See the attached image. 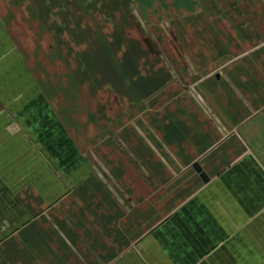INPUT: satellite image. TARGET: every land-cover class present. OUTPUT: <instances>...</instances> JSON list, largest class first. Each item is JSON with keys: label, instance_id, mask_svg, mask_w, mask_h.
Returning a JSON list of instances; mask_svg holds the SVG:
<instances>
[{"label": "crops", "instance_id": "0c3cea01", "mask_svg": "<svg viewBox=\"0 0 264 264\" xmlns=\"http://www.w3.org/2000/svg\"><path fill=\"white\" fill-rule=\"evenodd\" d=\"M0 264H264V0H0Z\"/></svg>", "mask_w": 264, "mask_h": 264}, {"label": "rangeland", "instance_id": "374dc122", "mask_svg": "<svg viewBox=\"0 0 264 264\" xmlns=\"http://www.w3.org/2000/svg\"><path fill=\"white\" fill-rule=\"evenodd\" d=\"M97 63V66H101L102 65H99L100 61H96ZM97 72H100L102 71V69H99L97 68L96 69ZM96 72V73H97ZM65 80L68 81V85L69 87H71L72 84H78L80 86V90H84L87 92V89H86V85H90V87L92 88L93 86V96H95V109L98 107V104H102L103 100V92H104V89H108V84L107 81H109V79L111 80H114L116 79V77L114 76H102L100 74H96L94 76H78V77H64ZM72 79L74 80L73 83H72ZM118 79V77H117ZM115 81V80H114ZM50 83V81H49ZM107 102V101H106ZM111 106H110V109L109 107H106V112L110 114V119H119V115H120V111H121V107L119 105V99H114L111 97ZM108 105V103H107ZM97 110V109H96ZM100 115V117H98L97 119L101 118L103 119L101 116H102V113H97Z\"/></svg>", "mask_w": 264, "mask_h": 264}, {"label": "water", "instance_id": "95a60500", "mask_svg": "<svg viewBox=\"0 0 264 264\" xmlns=\"http://www.w3.org/2000/svg\"><path fill=\"white\" fill-rule=\"evenodd\" d=\"M194 166H195V168H196L197 170H200V169H201L200 166H199L197 163H195ZM201 175H202L204 178H207V177H206V174H205L204 172H201Z\"/></svg>", "mask_w": 264, "mask_h": 264}]
</instances>
